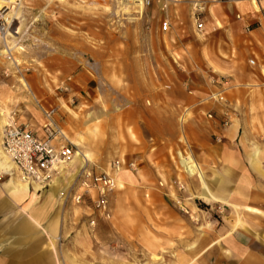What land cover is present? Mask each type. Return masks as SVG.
I'll return each instance as SVG.
<instances>
[{
	"label": "rangeland",
	"instance_id": "1",
	"mask_svg": "<svg viewBox=\"0 0 264 264\" xmlns=\"http://www.w3.org/2000/svg\"><path fill=\"white\" fill-rule=\"evenodd\" d=\"M190 1L177 0L164 12L156 4L144 10L143 17L136 9L132 16L135 21L116 15L117 0H65L49 7L44 0L24 4L28 9L23 15L24 29L20 20L16 21L14 29L22 31L14 36L26 50L12 52L22 63L11 70L7 59L0 57V95L6 98L4 107L11 114L16 113L15 124L30 125L40 133L43 112L54 109L53 119L73 143L75 152L89 156L83 178L90 182L86 175L104 173L115 177L114 164L120 163L117 180L121 178L124 186L121 189L117 183L110 194L108 220L94 210L96 191L90 190L80 204L72 201L75 193L84 191V180L80 179L69 190L70 197L52 213L61 216L57 226L47 221L42 224L47 234L36 233L38 250L52 260L48 264H65L66 260L70 264L199 262L200 257L193 256L189 249L205 241L215 225L209 223L210 216L199 212L201 217L191 218L186 212L188 208L182 207L195 201L203 212L206 207L211 209L199 198V177L189 176L180 163L181 157L192 158L196 163L186 131L194 115L190 111L180 113L177 145L169 148V159L152 163L156 169L164 167V172L156 171L147 177L138 166L134 171L129 168L130 158L139 156L142 145L148 141L130 110L129 105L134 102L131 95L140 90L141 77L150 82L157 80L159 73L182 69L184 75L188 71L189 48H175L179 42L193 41L196 35ZM43 10L42 18L35 19V14ZM164 18L171 24L167 32L162 31ZM3 40L0 36V49H4ZM10 40L11 37L6 41ZM75 77L94 86L87 97H78L80 102L75 100L77 91L71 92L70 88L73 82L76 89H83ZM20 78L30 85L31 95L21 90L13 92L14 87H20ZM253 86L264 87L258 82ZM78 167L79 163H74L70 170ZM6 181L7 177L0 175V183ZM25 209V204L18 209L22 222L29 220ZM92 221L95 226H91Z\"/></svg>",
	"mask_w": 264,
	"mask_h": 264
},
{
	"label": "crops",
	"instance_id": "2",
	"mask_svg": "<svg viewBox=\"0 0 264 264\" xmlns=\"http://www.w3.org/2000/svg\"><path fill=\"white\" fill-rule=\"evenodd\" d=\"M205 20L204 33L175 48H189L188 71L159 73L150 82L141 77L140 90L131 95L130 110L148 141L130 163L147 177L164 172L152 163L169 159L178 142V116L190 111L192 157L219 199L207 202L211 209L204 212L195 201L182 206L191 218L202 212L215 225L195 264H264V159L255 153L264 149V87L253 88L256 82L264 86V8L256 10L250 0H220ZM74 80L83 86L70 84L76 101L94 91L91 82ZM18 209L0 189V264H39L36 232L22 234L20 225L31 221L22 222Z\"/></svg>",
	"mask_w": 264,
	"mask_h": 264
},
{
	"label": "built area",
	"instance_id": "3",
	"mask_svg": "<svg viewBox=\"0 0 264 264\" xmlns=\"http://www.w3.org/2000/svg\"><path fill=\"white\" fill-rule=\"evenodd\" d=\"M29 0H0V36L6 41L14 31L16 20L12 18L17 9ZM131 4L140 5L144 10L159 5L164 12L172 3L177 0H126ZM220 0H192L189 2L191 7V18L198 34L205 31L206 14L210 7ZM252 3H259L260 0H250ZM238 18H240L238 16ZM171 24L168 18L162 22V31L170 30ZM15 32V31H14ZM70 81V80H69ZM54 109L43 112L42 132L34 130L30 125H17L8 127L4 131L2 138V148L10 158L15 168L19 171L21 177L31 187L39 185L43 188L49 187L59 176L58 169L62 165L69 164L75 156V146L64 135L63 131L54 121ZM16 113H12L15 117ZM212 119V116H208ZM228 123H225L227 126ZM116 176L112 177L106 173L100 175H86L85 180L82 175L80 179L83 190L80 194L75 193L72 201L76 204L83 202L85 195L94 190L97 196L94 200V210L98 212L101 218H111L110 194L117 188V177L121 172L120 163L114 164ZM130 170H136L134 164H129ZM79 179V182L81 181ZM73 188H71L72 190ZM70 194L67 195V198ZM91 226L96 222L92 221Z\"/></svg>",
	"mask_w": 264,
	"mask_h": 264
},
{
	"label": "bare ground",
	"instance_id": "4",
	"mask_svg": "<svg viewBox=\"0 0 264 264\" xmlns=\"http://www.w3.org/2000/svg\"><path fill=\"white\" fill-rule=\"evenodd\" d=\"M46 2L47 7H49L54 2H65V0H44ZM264 1V0H263ZM261 5L264 6V2H253V6L256 8V10H262ZM117 6L118 10L116 12V15H118L120 18L122 16H129L130 21H135L136 19L133 18V11L138 10L136 13L141 17L144 15V9L138 4H131L126 0H117ZM25 10H28L24 7V5L20 6L19 9L16 10L14 16L12 18L16 21L20 20L21 28L24 29V12ZM44 13V10L41 12H37L35 16L37 18H42ZM16 28L13 31V34H11L12 40L5 41L4 49H0V57H5L7 59L6 65L11 68V70L14 68H18V66L21 65V61L18 58H15L12 54L13 51L22 53L26 50V47L21 45V41L19 38H16L14 35H18L22 29ZM20 87L19 88H13V92L17 93L20 92H27L30 95L31 88L30 85L22 78L19 80ZM21 92V93H22ZM5 99L0 95V175H4L7 177V181L3 184L0 183V189H3V192L5 195L14 202L17 206L20 207V205L25 204V214L30 219L31 222L27 221L24 222L22 225H20V231H22V234L29 236V234H32L34 232L36 233H42L47 234L46 231L42 229L44 222H49V224H54V226H57V222L59 221L58 218L61 216H53L52 213L54 212V209L57 205L64 202L67 198V195L69 194V190L73 188L75 185L78 184L79 179L82 175H84L87 172V165L89 160V156L86 154H83L81 151H76L75 156L73 160L70 162V164L62 165L58 171L59 176L56 178V180L49 186V189L46 190L45 188L34 185L31 187L27 182L23 180L21 177L19 171L15 168L14 164L10 160V158L6 155V153L3 151L2 148V138L4 135V131L6 128L11 127L14 125V118L12 117V114L6 109L5 106ZM255 153L257 160L264 159V149L261 150L258 147L255 148ZM74 163H79L78 168H73ZM181 165L187 172V174L191 177L198 176L201 182V190L199 198L203 200L204 202L213 203L219 201L218 198H216L208 189V186L206 184L204 172L202 168L197 164L194 163L192 158L189 157H181ZM121 173V172H120ZM120 175V174H119ZM120 181L119 187L121 189L124 188L123 183L121 182V178H119ZM36 239V238H35ZM37 244V243H36ZM52 249H54V245L52 241H50ZM37 248V245H36ZM205 248V241H202L195 246H192L189 249V252L195 256L196 258L201 257V253L203 252V249ZM38 249V248H37ZM36 261L39 264H48L51 263L52 260L49 258L46 254H44L42 251L37 252ZM67 261V262H66ZM65 261V264H70L68 260ZM64 264V263H63Z\"/></svg>",
	"mask_w": 264,
	"mask_h": 264
}]
</instances>
